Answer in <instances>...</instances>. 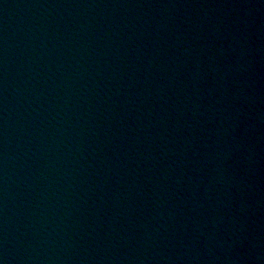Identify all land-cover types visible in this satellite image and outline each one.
I'll list each match as a JSON object with an SVG mask.
<instances>
[{"label":"water","instance_id":"1","mask_svg":"<svg viewBox=\"0 0 264 264\" xmlns=\"http://www.w3.org/2000/svg\"><path fill=\"white\" fill-rule=\"evenodd\" d=\"M0 264H264V0H0Z\"/></svg>","mask_w":264,"mask_h":264}]
</instances>
